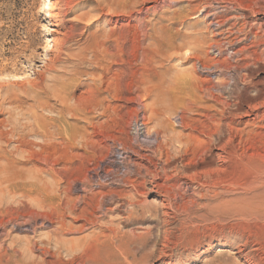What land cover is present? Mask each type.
<instances>
[{
  "label": "rangeland",
  "instance_id": "374dc122",
  "mask_svg": "<svg viewBox=\"0 0 264 264\" xmlns=\"http://www.w3.org/2000/svg\"><path fill=\"white\" fill-rule=\"evenodd\" d=\"M57 1L0 0V86L3 87L4 84L6 85L9 82L7 85L9 90H15L14 84L28 82L29 80L32 82L39 77L50 81L51 76L63 81L62 79H65V77H70L71 70L74 68L79 73V77L76 75L68 82L71 87V105L77 101V98L78 100L87 98L89 96L88 92H96V87L101 88L102 91L105 89L106 92L103 91L100 95H95L96 100L102 102L101 106L96 108L81 107L78 112L72 111L74 114L69 113L72 114L69 117L67 112L64 113L65 111L61 115L58 114L60 107L54 106V99L50 101L53 108L50 111L42 112L31 108L33 104L31 98L23 105L21 104L24 110L21 108L22 110L15 111L17 108L15 109L14 105L8 104L5 99L6 95H3L4 92L2 91L3 94L0 93V97L2 95V98H0V148H2V152L8 154L5 155L8 160H3L2 153L0 166L6 171L4 172L5 177L12 173V177L13 175L21 176L20 185L22 187L27 186L25 191L23 188V191L20 190L19 193L13 195L8 192L9 186L3 183V194H0L2 199H0V208L3 207V218L0 220L3 221V224H7L4 225V231H8L10 237H4L5 233L0 232V243L17 246L20 253L24 256L28 255L27 260L34 264H42L44 261L53 264H66L70 256L63 251L57 252L56 248L47 246V250L50 248L48 250L50 255L49 257L48 255L43 257L38 249H34L32 252H24L25 242L32 241L40 246L45 244L49 238L50 240H56V237H58L63 243H71L82 238L88 241L97 235L100 241H104L106 235L115 234L119 237L128 234L140 235L150 229L152 235L147 248L154 251L155 247L153 245L159 244L158 240H160L162 234L163 217L162 211L157 207L160 205L159 199L154 193L149 192L150 185L144 175L146 174L145 169L147 170L149 167V171H153L155 175L157 174L155 181L158 185L172 190L176 196L181 197V200L176 202V207L174 206L175 203L173 205V209L175 208L176 211L181 212V214L178 213L180 216L178 220L190 217V215L187 217L181 216L185 215L183 207L192 208L191 211L194 214L197 212L200 214L204 213V207L207 209L208 206L213 204L214 198L212 195L205 196V192H200L196 188L183 190L180 178L175 175L173 177L170 170L163 173L161 163L166 160V153H168L171 160L180 159L184 155L182 153L183 149L178 147L177 138L178 136L185 137L188 131L182 130L179 119L185 117L199 121L204 120L203 117L198 115V113L202 114L204 112L200 109L197 110V107L206 101L204 89L217 80L227 83L229 78L234 79L235 74L233 73L235 70L231 67L243 69L246 65L252 64V60L249 59H251L250 57L254 52H256L257 57L261 56L264 65V0H130L127 6L130 7V12H128L129 9H125L126 7H124L121 0H100L103 12L97 9L89 0H75L68 8V11L71 10L72 12L69 15L66 14L64 8L62 11L53 10V6ZM217 5L220 7H217ZM49 11L55 14L52 19L45 16ZM254 12H256V15L253 14ZM87 13L89 15L87 17L95 16L97 13L101 16L94 18V20L92 18L89 23L86 21L81 22L82 24L78 23V18L87 15ZM213 19L223 25L220 28L223 36H217L215 28L210 27V21ZM78 24L80 26L73 33L75 34L73 36L74 42L67 44L68 51H63L62 56H60V59H63H59V62L54 65L56 73H48L44 68L47 62L44 46L48 43V48L52 49L54 42L63 40L64 36L71 34L69 29ZM229 31H232L233 35L228 34ZM243 34L247 35V41L242 42L239 40L243 39ZM94 35L96 37L93 38H97L95 41L98 43L104 42L105 46L100 49L102 52L105 51L103 54L105 56L101 57L104 59L99 58L98 62L92 60L86 64L79 63L73 58V55L81 52L87 46L84 41L88 38L91 39ZM254 35H257V37L254 38ZM104 37L108 40L107 43ZM234 37L235 44L232 40ZM238 41H241V43ZM74 43L78 44L75 45ZM212 43L221 45L223 52L220 55L215 49H210ZM225 43L231 45H229L230 51ZM106 49L108 52H106ZM199 49L201 50L199 51ZM242 49L247 51L238 54L237 57H231L233 52ZM33 53L36 57L32 56ZM67 54L72 55V57L67 58ZM115 55L118 56L116 59ZM50 57L52 58L54 55H50ZM65 59H69L68 62H65ZM62 60L64 61L62 62ZM212 63H220L224 69L229 68L230 72L223 69L222 73H217L216 70L210 71V73H213L211 75L204 73L205 71L202 70L201 65L211 67L213 66ZM102 66L105 67L101 68ZM4 67L7 68L6 72L2 70ZM3 73H8V75L11 73L12 75L18 74V76H24L25 78H22V82L15 81L6 78ZM64 75L65 77L62 78ZM98 76H102V83L109 81L99 86L100 84L96 78ZM112 80L114 83H112ZM235 81V79L230 80V86ZM108 83L110 88L107 86ZM111 84L115 85L111 86ZM48 85H51V83L48 82ZM10 86L14 87L11 88ZM239 88L241 89L242 86L239 85ZM110 89H114V91L112 92ZM229 89L226 92H229ZM113 96H115L114 99H112ZM226 96L218 99L228 101L229 98H226ZM195 102L197 105H195ZM206 105L209 109L204 114L214 116L216 112L220 111V107L214 102H209ZM55 108L56 110H54ZM191 108L192 111L188 112V109L191 110ZM10 109L13 110L12 113L24 117L22 119H26L30 113L36 112L39 117L45 119L43 122L49 124L48 129L52 140H45L46 152L53 156V158L50 156L52 158L50 160H54L56 163V166H53L55 171L49 172L39 157V148L37 147L43 143L40 138H27V144L20 147L16 136L9 135L10 126L6 121H8L7 117L9 115L7 114L10 113ZM155 109L160 111V115L154 113ZM60 116L62 117L61 124L51 121V119L61 118ZM25 122L21 120L20 123L24 124ZM134 122H137V126H139L137 129H135ZM141 122L146 124L144 128L141 126ZM40 123L42 125V121ZM17 124L19 125V123ZM50 124H53V127ZM146 133L161 143L159 144L160 149L155 151V143L151 145L145 142L143 138H146ZM19 148L20 151L22 150L20 154V151L18 152ZM11 150L13 151L11 152ZM36 151H38L37 156H35L36 159L27 154L28 152L36 153ZM24 153L31 159L27 158ZM9 160L10 162H8ZM135 172L140 175L135 174ZM128 180H135L134 183L136 185L142 184L143 188L140 187L138 193H133L126 183ZM120 181L122 183L125 181L126 185ZM108 197L112 199L109 200ZM224 198L231 199L230 196ZM124 200L136 201V203L145 202L148 206H143L142 209L135 206L132 208L131 213L133 216L135 215V219H139V215L145 213L147 221L124 225L123 222L129 216L127 210L131 209H117V205L123 203ZM194 202H196V205L191 204ZM100 203L102 206L99 205ZM193 213L192 215H194ZM85 219L94 220L98 224L94 227L86 226L79 233L75 230L70 232L69 229L61 233L57 231V224L60 222H64L66 225L75 220L74 227L77 229ZM57 232L58 235H56ZM93 249L87 251L86 257H89V260H93L94 256V260L98 258L97 249ZM218 251L223 250L214 248L191 264L217 262L219 258L216 256ZM221 259L224 258L220 257L218 261ZM221 262L231 263L229 259L221 260ZM147 264L159 263L156 259H151Z\"/></svg>",
  "mask_w": 264,
  "mask_h": 264
},
{
  "label": "bare ground",
  "instance_id": "6f19581e",
  "mask_svg": "<svg viewBox=\"0 0 264 264\" xmlns=\"http://www.w3.org/2000/svg\"><path fill=\"white\" fill-rule=\"evenodd\" d=\"M74 1L75 0H58L53 6V10L62 11L64 8L67 15H69L70 13L72 14L71 10L68 11V8L70 4L74 3ZM121 1H123L124 7H126L125 9L130 8V7H127L130 0H121ZM89 2L90 3L92 2L97 7V9L102 11L101 9L102 2L100 0H93V1L89 0ZM218 6L219 5H217V7ZM226 6H225V9H226ZM51 12L52 11H49V13L45 15L49 19H52V17H55L54 16L55 14H52ZM128 12H130V9L128 10ZM255 13L256 12H254L253 14ZM97 14L95 16L93 15L94 17L93 16L87 17L89 16L87 13V15H83V17L78 18L77 22L80 24H82L81 22L83 21H86L89 23L92 18L94 20V18L96 19L98 16H101V14L100 15H97ZM80 24L71 27L69 29V31H71V34L64 36L63 40L54 42L53 44L54 46L52 47V49L48 48V45H47L48 43L44 46L43 49L46 53L45 56L47 57V59L45 58L47 62L45 63L44 68L48 73H56L54 65L55 63L59 62L58 60L60 59V56H62L61 53L63 51L64 52L68 51V47H66L67 44L74 42L73 36L75 34L73 33L75 32L76 28L80 26ZM209 25L210 27L215 28V34L217 36L219 37L223 36L222 32L220 31V28H222L221 26L223 25L217 22L216 19L211 20ZM213 31L212 33H214ZM231 32L232 31H229L228 34L233 35V32L232 33ZM232 35L230 36L232 37ZM93 37H96V35L92 36L91 39L88 38L89 40L86 39L84 42L85 44H87V46L83 48L81 52H79L78 54L73 55L74 56L73 58H75V60H77L79 63L86 64L87 62L90 63V61L92 60L98 62L99 58L102 60L104 59L101 57L105 56L103 55L105 51L103 52L100 51V49L103 46H105L104 42L98 43L97 41H95V39L97 38H93ZM256 37L257 35H254V38ZM242 38L243 39H239V40H241L242 42L247 41L246 34H243ZM221 40L223 39L221 38ZM232 40L234 41V44H235V37ZM106 41L108 40H106L105 38V42ZM230 41H227V42H230ZM241 41H238V42L241 43ZM74 44L77 45L78 43H74ZM229 45L230 44L227 45L228 48L231 46ZM201 49H199V51ZM210 49H215L218 55H220L223 52L222 51L223 49L220 44L218 45L214 43L213 45H211ZM228 50L230 51V48ZM246 51L245 49H242L240 51H235L232 53V56L231 55L229 56L234 58V57H237L238 54L239 55L243 54ZM106 52H108V50ZM66 53L64 54L66 55ZM255 53L256 52H254L252 56L250 57L251 59H249V60H252V64L246 65L243 69H240L238 67L237 68L231 67V69L235 70L234 73L233 72L232 73L235 74L234 79L236 80L234 83H231L233 84L232 86H230L229 82L230 80L233 81L234 79L229 78L230 76L229 77L227 76L229 78V80L227 79L228 80L227 83H223L217 80L215 81V83L210 84L209 87L203 90L204 98L206 101L203 104L200 103L202 105L198 106L197 110L200 109L202 112L206 113L208 112V109H209L206 104H208L209 102H214L217 106L220 107V111L216 112V115L214 116H209V114H204V113L202 114L198 113V115L204 118L203 121L193 120V118L188 119L185 117H180L179 119L180 127L182 128V130L188 131L185 137L181 138L180 136H178L177 138L178 139L177 142L179 144L178 147H181L183 149L182 153H184V155L180 157V159L171 160L168 156V153H166L167 158L164 161V163H161L160 161V163L162 164L161 170L163 171V173L167 170H170L171 172L170 171L169 172L173 174V177L174 175L176 177H179L181 181V185L183 186L182 188H184L183 190L196 188L200 192H205V196L212 195V197L214 198L213 204L208 206L207 209H205L206 207H204V213L198 214L197 212L196 214H194L193 211H191L192 208L183 207V213L185 215H181V216L187 217L188 215H190V217L185 218V219L183 218L184 220H178L179 219L178 217H180L178 213L181 214V212H179L178 210L176 211L175 208L173 209V205L175 203L174 206L176 207V202L181 200V197H178L179 195L176 196V194H174L172 190L163 188L162 186L158 185L155 181L157 174L155 175L153 174V171H149V167H148L147 170L145 169L146 174L144 175L146 177L145 176L143 177L148 179V184L150 185L149 192L154 193L155 196L159 199L160 205L157 207L162 211L161 214L163 217L162 218L163 226H162V231H161L162 234L160 237L161 242L160 240H158L159 244L158 245L156 244L157 247L156 245H153L155 247L154 251H150L149 248H147L148 242L150 241L149 239L151 238V235H152V231L150 229L149 230L147 229V231L142 232L140 235L128 234L122 237H119L115 234L106 235L104 238V241H100V239L97 238L99 237L98 235L94 236L88 241L82 238L78 240L77 242H71V243H63L62 241H60V239H58V237H56L57 238L56 240H50L49 238L47 240L48 242L46 241L45 244H43L44 243L43 242L42 243L43 245H40V246H37V243L35 242L29 241V242H25L26 248H25V251L24 250L23 251L32 252L34 249H38L41 252V255L43 257L44 256L46 257L47 255L49 257L50 254L48 250L50 248L47 250L46 247L51 246V247L56 248L57 252L63 251L65 254L70 256L69 257L70 259H68L69 261L66 264H147L148 262H150L151 259H156V261L159 264H185V263L191 264L199 260L202 256H205V254H208L209 252H211L212 249L219 248L223 251L217 252L216 256L217 258L219 257L218 260L220 259V257H223L224 259H221V260L229 259L232 264H234L235 262L236 264H264V65H263V60L261 59V56L257 57V54ZM34 54L35 53H33L32 56L36 57V55ZM50 55H54V57L51 58ZM108 55L110 58L111 57L110 52L108 53ZM70 56L72 57V55L67 54V58H69ZM117 57L115 55V59ZM87 58H89L90 60H88ZM68 60L69 59H67L65 62H68ZM63 61L64 60H62V62ZM6 67L2 69L3 72L4 71L6 72L8 68ZM104 67L105 66H102L101 68H104ZM71 68L73 67L71 66ZM201 68L203 71H205L204 73L208 75L213 74V73H210V71L212 72V70L213 71L216 70L215 72L217 73H222L224 70L229 71L228 70L229 68L224 69L223 65L220 63L213 64V66L211 67H206V66L201 65ZM73 69L71 70V73L69 72L71 74L70 77L67 76L68 78H66L65 75L62 76V78L65 77L66 79V80L62 79L63 81L59 80L58 78L55 79L54 77L51 76L52 81L51 80L48 81L43 78L41 79V77H39L38 79L33 80L32 82L30 80H29L30 82L29 81L22 82L21 80L24 76L22 77L20 75L18 76L17 74L18 72L15 73L17 75H14V74L12 75V73L9 75L8 73H3V76H6V78H9L15 81H21L22 83L14 84L16 89L14 88L15 90H9V86H7L9 84L8 82V84L6 85L4 84L3 87L0 86V93H2V91L4 92V94L3 93L2 94L6 95L5 99L8 102V104L12 106L14 105L15 109L17 108L15 111L21 108L23 109V107L21 106L23 105V103L27 102L29 98H31L33 102L32 104L33 107L30 105L31 108H35V110H40L42 112L43 111L45 112L46 110H49V111L53 110V108L50 105V101L51 99H54L55 101L54 106L56 105L60 107L58 114L61 115L63 111H65L64 113L67 112L68 117L69 115L74 114L73 112H78L81 109V107L96 108L98 106H101L102 102L97 101L95 98L96 97L95 95H100L105 89L102 91L101 88H97V87L95 89L96 92H88L89 96L87 95L88 94L87 93L86 94L88 96L87 98H80L79 100L77 98V101L75 100L76 102L73 105H71L72 104L70 102L71 101V97H70L71 87L68 82L70 79H73V77L76 75H78L79 77V73H77L75 69L74 70ZM81 76H82V73H81ZM96 78L100 84L99 86H102V84L107 83L109 81V80L107 82L104 81L102 83L103 81L102 76H98ZM48 82L49 84L51 83V85H48ZM93 82H96V81H93ZM112 83H114L113 80H112ZM238 84L242 86L241 89L239 88ZM113 85L115 84H111V86ZM107 86H109L110 88L109 83ZM228 88H230L229 92H226ZM111 90L112 92L114 91V89H110V91ZM112 94L114 95V93ZM223 96H226V98L228 97L229 100L228 101L219 100L220 99L219 97L222 98ZM0 98H2V95ZM114 98L115 96L112 97V99ZM195 103H191V104L194 105ZM195 105H197V103ZM26 110L28 109L26 108ZM54 110H56V108ZM188 110L186 109V111L190 112L192 111V108L191 110L190 109ZM11 111L13 110L10 109V113L8 112L7 114L9 115L7 117L8 121H6L9 123V126H10V131L8 129L9 135L16 136V139H18V143L20 147L25 146L27 144L28 142L27 138H30V137L34 139L40 138V140L43 143H41L39 146L37 145L38 146L37 148H39V152L38 151H36V153L28 152L27 154H29L31 158L32 157L34 158L35 156H37V152H38L39 157L43 161L42 163L45 164V166L48 168V171L49 172L55 171L53 169V166H56V163L54 160H50L53 158V156L49 155L48 152H46L47 146L45 144V140L47 141V139L48 140L51 139V133H49L50 131L48 129L49 124L47 125L45 122H43V120L45 119H43V117H39L36 114V112L30 113V115L27 116L28 118L25 117L26 119H22L24 117H21V115L19 114L16 115V113H12ZM71 112L72 114H69ZM159 112L160 111L156 109L154 111L156 115L159 114ZM23 114L25 113L23 112ZM21 120H24V122L25 121L26 122L24 124L20 123ZM41 121H42V125L40 123ZM51 121L58 122L61 124L62 117L61 118L58 117L57 119H54V120L51 119ZM17 123H19V125ZM44 123L47 126L45 125L43 126ZM134 123H135L134 125L135 129H137L139 126H137V122H134ZM50 125L51 127H53L52 126L53 124H50ZM144 125L146 126V124L141 122V126L143 128L145 127ZM241 126H243V128H241ZM143 132H142V135H143ZM135 139L137 140V138ZM143 139H145V142H147V144L149 143L152 145L153 143H155V149H154L155 151L160 149L159 144L161 143H159V141H157L156 138H153V136L150 137V135H147L146 133V138H143ZM170 144H171V141H170ZM1 149L2 148H0V158L3 153V157L5 158V159L3 158V160H8L7 156L5 157V155H8L7 152L5 154V152H2ZM12 151L13 150H11V152ZM19 151H20V148L18 149V152ZM21 151L19 152V154L21 153ZM22 155H23V152H22ZM30 157L27 156V158L31 159ZM34 159H36V157ZM10 160L8 162H10ZM155 169L157 170V168ZM4 172L6 171L3 170V168H1L0 166V194H3V187H2L3 183L9 186L8 192L13 195H16L17 192L20 190L23 191V188H24V191L26 190L25 188L27 186L22 187L20 185L21 183H19V180H21V176L13 175L12 177V174H13L12 173V174H9V176L7 175V177H5ZM15 172H18V171H15ZM135 174L140 175L138 172L137 173L135 172ZM134 181L128 180L126 183L133 193H138V188L142 187V184L136 185ZM124 183L125 181L122 184ZM126 183L124 185H126ZM226 196H230L231 199H225L224 197ZM108 199L110 200L112 198L108 197ZM195 203L196 202L191 203V204H195ZM99 205L102 206L101 203ZM146 205L147 204L145 202L136 203V201L134 202V201H127V200H124L123 203L118 204L117 209L127 210V208H131L127 210V212L129 213V216L123 222V224L131 225L132 223L133 224L143 223L147 221V218H145L146 215H144L145 213L144 214L141 213L139 215V219L138 218L135 219L134 218L135 215L133 216V214L131 213L132 212L131 210L133 207L137 206L142 209L143 206L146 207ZM192 213L194 215H192ZM1 218H3V207L0 208V219ZM75 223L76 221L73 220L70 223H67L66 224L67 226H66L64 222H60L57 224L58 225L57 231L61 233L69 229L70 232L71 231L73 232V230H75L79 233L83 229H85L86 226L94 227V226H97L96 224H98L94 220L85 219L82 225L76 229L74 227ZM175 223L176 224L178 223V224L176 225ZM4 225H7V224H3V221L0 220V232L5 233L4 237L9 238L10 235L8 234V231L7 232L4 231ZM58 232L56 233V235H58ZM34 233H35V230H34ZM91 248L97 249L98 251L97 260H94L95 256L93 260H89V257L88 258L86 257L87 251L91 250ZM56 251L55 253H57ZM27 256H24L23 254H21L17 246H13V244L12 246L10 245L8 246V245H4V243H0V264H34L33 262H29L27 260ZM218 260L217 262L214 261V263L212 264H225V263H222L221 260L220 261ZM42 264H53V263L44 261Z\"/></svg>",
  "mask_w": 264,
  "mask_h": 264
}]
</instances>
